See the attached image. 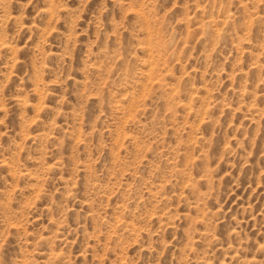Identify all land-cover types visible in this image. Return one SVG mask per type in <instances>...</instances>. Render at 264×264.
Instances as JSON below:
<instances>
[{"label":"rangeland","instance_id":"1","mask_svg":"<svg viewBox=\"0 0 264 264\" xmlns=\"http://www.w3.org/2000/svg\"><path fill=\"white\" fill-rule=\"evenodd\" d=\"M0 264H264V0H0Z\"/></svg>","mask_w":264,"mask_h":264}]
</instances>
